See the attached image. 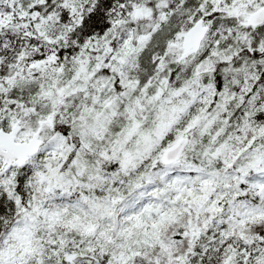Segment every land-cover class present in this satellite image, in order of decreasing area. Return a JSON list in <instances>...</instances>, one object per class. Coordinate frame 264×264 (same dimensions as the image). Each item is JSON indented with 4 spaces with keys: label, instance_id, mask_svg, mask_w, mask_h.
Masks as SVG:
<instances>
[{
    "label": "snow or ice",
    "instance_id": "snow-or-ice-1",
    "mask_svg": "<svg viewBox=\"0 0 264 264\" xmlns=\"http://www.w3.org/2000/svg\"><path fill=\"white\" fill-rule=\"evenodd\" d=\"M0 264H264V0H0Z\"/></svg>",
    "mask_w": 264,
    "mask_h": 264
}]
</instances>
